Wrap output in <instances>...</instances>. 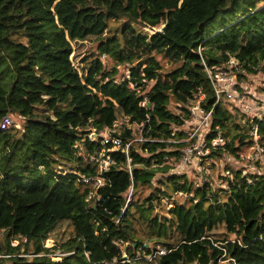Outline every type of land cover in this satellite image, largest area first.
<instances>
[{
    "label": "trees",
    "instance_id": "16d2710c",
    "mask_svg": "<svg viewBox=\"0 0 264 264\" xmlns=\"http://www.w3.org/2000/svg\"><path fill=\"white\" fill-rule=\"evenodd\" d=\"M123 20L111 34V23ZM92 38L99 56L81 75L73 43ZM231 57L248 71L264 68V0H0V125L7 116L23 119L20 130L0 129V264H264V175L237 172L227 190H194L187 177L167 175L166 158L179 152L166 141L188 116L189 100L202 91L214 104L203 64ZM159 58L173 69L165 72ZM119 66L147 92L151 110L140 106L144 96L117 83ZM123 118L144 124L147 140L130 146L131 171L125 148L135 134H113L119 150L101 136ZM231 120L223 105L216 109L235 155L247 137L233 132ZM261 135L264 143V122ZM103 150L110 163L100 172ZM95 190L100 200H88ZM180 192L193 196L159 216L160 200ZM61 222L75 235L56 261L42 242ZM222 226L226 238L213 239ZM19 236L28 242L12 246ZM160 247L166 254L149 262Z\"/></svg>",
    "mask_w": 264,
    "mask_h": 264
},
{
    "label": "built area",
    "instance_id": "2783aa9c",
    "mask_svg": "<svg viewBox=\"0 0 264 264\" xmlns=\"http://www.w3.org/2000/svg\"><path fill=\"white\" fill-rule=\"evenodd\" d=\"M104 57L107 56L104 55ZM203 67L213 89L214 104L212 107L207 106V96L202 91H199L193 99L189 100L186 105L188 116L184 118L182 126L173 130L171 139L166 141L167 144L171 145L169 151L179 152V157H167L166 164L170 167L169 175L185 176L188 179H192L193 181L189 180L193 183L194 190L207 185L214 190L211 182L207 180V178L214 175H219L222 178L220 189L227 190L229 183L234 182V174L237 172L243 177L264 175V143L261 135V124L264 122V68L257 67L248 71L243 68L237 59L232 57L224 65L211 67L204 63ZM260 73L262 75L261 78L258 76ZM142 77H145V75L142 74ZM134 79L131 71L128 70L124 76L117 79V83H126L130 90L135 91L140 97L144 96L140 106L151 110L152 106L148 102L147 92L143 90V87H138ZM143 81L145 82V79ZM147 91L149 92V90ZM221 105L229 111L232 118L237 113L243 118L241 125L243 133L241 134H244L247 140L245 145L240 146L235 155L229 150V145L232 143L231 136H228L215 121L216 109ZM12 126H14L13 118L7 116L2 121L0 129L1 131H8ZM143 126L144 124H131L128 118H123L117 120L112 129L106 130L101 135L104 145L112 144V150H119L122 148V140L113 136V134L117 133L119 135L121 134L119 131L125 128L135 134V140L128 143L125 148L130 171V146L136 142L147 141L143 136ZM96 136L93 133L90 138L93 139ZM174 145L176 146L173 148ZM245 151L248 152V155L251 151V154L245 156ZM104 153L105 151L103 150L101 154L103 157ZM104 160H107L104 164L100 161V172L108 169L110 157ZM231 160L237 164L235 170L227 165V162ZM243 162H248L249 165H241ZM83 181L89 183L88 179ZM101 184H103V180ZM97 195L96 190L91 192L88 200L95 198L100 200V196ZM192 196L193 194L183 192L173 193L171 196L160 200L157 210L166 208L167 211H170L176 206L179 198H186V201L190 200ZM132 197L133 188L127 194V204L131 202ZM47 241L48 239L42 242V245L50 251L51 248L47 246ZM27 242V237H12V246L14 247ZM53 249L50 252H53ZM50 252L47 256L52 260H61V257L68 255L61 253L56 255ZM164 254H166V250L160 247L149 255L147 259L149 262H153L158 256ZM33 256L40 257L42 255L34 254ZM224 262L237 264L233 259L221 261L220 263ZM107 264H116V262Z\"/></svg>",
    "mask_w": 264,
    "mask_h": 264
},
{
    "label": "rangeland",
    "instance_id": "374dc122",
    "mask_svg": "<svg viewBox=\"0 0 264 264\" xmlns=\"http://www.w3.org/2000/svg\"><path fill=\"white\" fill-rule=\"evenodd\" d=\"M123 23H124V20L123 21L112 22L111 23L112 33L111 34L117 33V31L121 29ZM143 31L145 33H147V34L152 35L157 30L144 28ZM98 46H99V41L97 39H95V38L89 39V40L84 41V42L73 43L74 53L71 56V60H72V62L74 64V66L79 70L81 75L85 74L86 71L84 69L89 65L90 61L93 59L92 57L93 56H95V57L99 56ZM133 48H134V51L136 53L137 52L142 53L144 55L143 58H147L148 53L142 51V49L137 47V46H134ZM102 60L104 61V65L106 66V68L108 70H111L112 67L114 66V63L108 57H104V55L102 56ZM159 61H160L161 66L163 67V70L165 72H168V71L173 69V66L168 64V62L166 60H163V59L159 58ZM119 69H120V72H121L120 73L121 74L120 77H122V76H124L126 74V72L128 71L129 68L126 69V68H124V66H119ZM258 76H260V78H261L262 77L261 73L258 74ZM235 115H234V117L232 118V120L229 123L230 127L232 128L233 132L243 133V130L241 128V125H242V122H243V118L241 117V115H239V113H237L236 116ZM12 116L11 117L13 118L14 126H12L10 128V131L20 130L23 127V119L21 117L17 116V115H12ZM236 126H238L239 129ZM119 132H121V131H119ZM79 148H80V150H82V147H79ZM80 153L81 152H79V154ZM244 154H245V156H247L248 152L245 151ZM250 154H251V151H250ZM100 159H101V163H103V164L107 161V160H104L102 155L100 156ZM227 165L230 168H232L233 170H235V168L237 167L236 166L237 164L235 162H233V160H231L230 162H227ZM241 165L248 166L249 164H248V162H243V164H241ZM66 168H67L66 170L68 171L70 167L67 165ZM167 175H169V174H167ZM161 176L162 175H159L156 180L158 181L159 178H161ZM204 179H206V178H204ZM221 179L222 178L219 175L218 176L214 175L212 177L207 178V180H209L211 182L212 186L214 187V190H217V189H219L222 186L221 183H220ZM190 180L193 181L192 179H190ZM101 182H102V180L99 179L98 182L94 183L93 187L97 186L98 184H101ZM155 184H156V186H158L157 183H155ZM148 193H149V191H145L143 194H141L139 196L140 199L143 200L145 198V196L148 195ZM133 198H134V196L132 197V199ZM185 199L186 198H184V199L179 198L177 200V202L178 203H182V202L185 201ZM131 201H133V200H131ZM157 211L159 212V214H161L159 216H162V215L166 214L165 211L163 210V208L162 209H158ZM139 234L141 235V234H143V232H140ZM211 234H212V238L213 239L223 240V239L226 238V231H225V228L223 226L219 227V228H216ZM74 235H75L74 228L69 222H61V223H59L57 225V227L55 228V230L48 237L47 246L49 248H51L50 251H52V249L54 248L53 252H50V253L56 254V255L60 254V253L63 254L62 244L68 242V240L72 239L74 237ZM4 236H5L4 231H0V241L3 240ZM170 242H172V241H170ZM145 243H147V242L145 241ZM147 244H150L152 247H154V245H155L154 241H151V242H149ZM33 255L34 254H30V255H26V256L29 257V258H35ZM56 261H60V260L57 259ZM224 263L225 264H230L228 262H224ZM224 263H222V264H224Z\"/></svg>",
    "mask_w": 264,
    "mask_h": 264
},
{
    "label": "water",
    "instance_id": "95a60500",
    "mask_svg": "<svg viewBox=\"0 0 264 264\" xmlns=\"http://www.w3.org/2000/svg\"><path fill=\"white\" fill-rule=\"evenodd\" d=\"M234 239H235V237H234Z\"/></svg>",
    "mask_w": 264,
    "mask_h": 264
}]
</instances>
